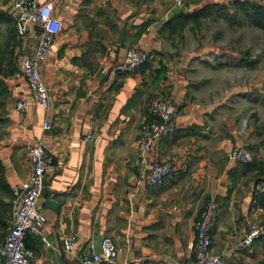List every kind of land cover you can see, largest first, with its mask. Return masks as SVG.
<instances>
[{
  "label": "crops",
  "instance_id": "1",
  "mask_svg": "<svg viewBox=\"0 0 264 264\" xmlns=\"http://www.w3.org/2000/svg\"><path fill=\"white\" fill-rule=\"evenodd\" d=\"M213 1L208 4L212 10L230 11L222 0ZM204 7L176 6L173 0L53 4L59 31L38 67L47 108L33 103L19 68L5 78L0 240L9 226L12 189L29 171L21 144L40 143L51 156L37 199L47 244L25 234L23 245L33 264H84L86 241L99 252L105 236L119 249L115 258L90 264H183L192 258L194 220L209 201L215 204L210 251L223 264H264V234L249 247H238L249 224L264 222V187L257 191L264 184V131L257 110L237 108L229 98L202 101L198 91L203 83L189 74V61L201 54L183 51L178 40L183 28H167L178 14ZM13 25L8 1L0 0V60L32 55L35 48L38 27H27L19 37ZM129 50L144 53L147 61L128 72L116 71ZM153 94L178 110L173 132L145 154L147 167L164 159L172 164L157 187L135 181L136 134L148 120L145 104ZM17 100L26 102L24 110H14ZM234 149L237 153L229 157ZM69 235L75 242L67 251L63 242Z\"/></svg>",
  "mask_w": 264,
  "mask_h": 264
},
{
  "label": "built area",
  "instance_id": "2",
  "mask_svg": "<svg viewBox=\"0 0 264 264\" xmlns=\"http://www.w3.org/2000/svg\"><path fill=\"white\" fill-rule=\"evenodd\" d=\"M14 16V30L17 36L24 37L27 27H38L36 45L32 55L20 54L17 58L19 73L26 82L34 104L47 108L48 93L42 82L38 67L45 57L47 50L59 31V23L52 16V6L60 0H49L41 3L35 0H7ZM227 4L245 3L249 0H223ZM261 1V0H258ZM262 2V1H261ZM176 6L180 0H173ZM147 61V55L137 50L127 51L116 71L124 73L140 67ZM148 120L142 121L136 134L137 168L135 181L145 186L157 187L172 171L169 160H158L146 165L145 154L149 151L153 142L163 136H167L174 130L173 118L178 110L170 100L161 96H151L146 102ZM27 106L23 100H17L13 108L22 111ZM44 122L42 128H47ZM83 141L90 139V133L83 136ZM22 149L29 166L27 177L12 189L9 226L0 240V264H33L29 260L30 252L24 248L23 238L26 233L37 236L43 244H47L41 235V230L46 219L41 210L37 208V199L42 188V178L51 163V156L47 155L40 143L30 144L23 142ZM237 150L228 154L234 157ZM264 184L258 185L260 192ZM215 208L213 202H207L199 211L193 223V241L191 244L192 258L183 264H223L219 255L210 251L209 225L212 212ZM264 234V222L249 224L238 242L239 248H247L251 243ZM75 238L69 235L63 242L65 250L72 249ZM107 236L103 237L99 244V252H94V245L89 239L86 241V254L81 256L84 264H90L99 260L112 262L118 252Z\"/></svg>",
  "mask_w": 264,
  "mask_h": 264
},
{
  "label": "rangeland",
  "instance_id": "3",
  "mask_svg": "<svg viewBox=\"0 0 264 264\" xmlns=\"http://www.w3.org/2000/svg\"><path fill=\"white\" fill-rule=\"evenodd\" d=\"M261 1L233 5L222 0L230 10L227 13L222 9L212 10L208 4L213 0H180L179 6L205 7L198 11L196 19L185 24L182 38L178 40L184 52L201 54L199 59L189 61L192 67L189 74L198 76L203 83L199 98L205 102L224 99L226 102L229 98L231 104H239L237 108L246 111L256 108L264 131V28L253 24L251 8L258 5L264 15V0ZM260 19L264 24L263 18ZM13 64L12 71L18 68L16 59L0 60L3 71L11 69Z\"/></svg>",
  "mask_w": 264,
  "mask_h": 264
},
{
  "label": "trees",
  "instance_id": "4",
  "mask_svg": "<svg viewBox=\"0 0 264 264\" xmlns=\"http://www.w3.org/2000/svg\"><path fill=\"white\" fill-rule=\"evenodd\" d=\"M259 2H261V1H259ZM235 5H240V4H235ZM251 8L253 9V12H254V17L252 18L253 24L260 26L261 28H264V24L261 23L262 20L260 19L262 17L264 20V15L262 12H260V8L258 7V5L251 6ZM198 15H199L198 12H192V13H188V14H178L174 19L168 21L169 23L167 24V28L173 32L174 31H181L182 28H184L185 24L188 21L196 19V17ZM259 16H261V17H259ZM257 18H259V20H257ZM14 33H15V30H14ZM13 69H14V64H13V66H11V69H7L6 71H3L0 68V114L3 110L4 100L7 97V87H6V83H5V78L8 75V72H12Z\"/></svg>",
  "mask_w": 264,
  "mask_h": 264
}]
</instances>
